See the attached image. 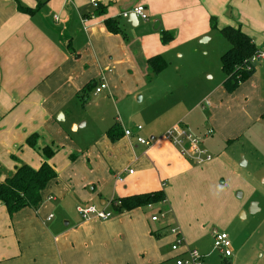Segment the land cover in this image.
<instances>
[{
	"label": "crops",
	"instance_id": "0c3cea01",
	"mask_svg": "<svg viewBox=\"0 0 264 264\" xmlns=\"http://www.w3.org/2000/svg\"><path fill=\"white\" fill-rule=\"evenodd\" d=\"M95 1L96 7L88 0H0V184L21 164L38 170L46 162L41 150L51 145L43 135L45 129L56 130L64 95L86 92L104 50L141 44L147 54L139 73L151 82L163 71L152 75L147 60L172 46L196 43L208 35L212 20L217 29L211 30L217 34L226 27L240 28L258 48L264 45V0ZM137 5L145 7L149 20L133 25L122 13ZM19 7L35 13H22ZM107 20L116 22L124 34L109 32ZM140 22V35L127 27H139ZM164 31L174 34L170 44L161 42ZM206 103L209 106L202 109L212 110L213 104ZM184 110L163 114L157 108L143 115L145 125L116 120L112 126L120 127V137L109 139L111 126L84 156L70 150L61 167L66 175L63 180L57 173V157L48 160L57 179L43 191L38 210L26 208L11 216L0 203V264H177L180 257H186L190 249L182 234L173 237L167 231L172 224L179 225L171 216L175 194L194 187V178L200 175H207L213 185L215 174L219 178L228 173L217 166L219 159L194 165L165 139L167 130L183 124L202 138L210 154L217 149L219 141L214 129L207 128L208 121L190 124L186 121L192 111ZM139 125L143 126L140 133L136 131ZM125 129H132L133 136L126 137ZM209 131L213 134L208 135ZM34 135L38 136L36 148L28 144ZM137 136L151 140L152 146L138 144ZM131 169L133 174H129ZM155 192L165 195L159 208L163 219L151 210L154 206L120 214L111 211L114 201ZM252 201L247 198L241 205ZM91 206L112 212V218L84 220L78 208ZM178 240L182 243L175 252L172 246Z\"/></svg>",
	"mask_w": 264,
	"mask_h": 264
},
{
	"label": "rangeland",
	"instance_id": "374dc122",
	"mask_svg": "<svg viewBox=\"0 0 264 264\" xmlns=\"http://www.w3.org/2000/svg\"><path fill=\"white\" fill-rule=\"evenodd\" d=\"M211 26L210 22V32L196 43L172 46L159 54L167 66L151 82L139 73L147 54L141 44L104 50L89 85L105 83L109 89L100 96L94 95V86L87 87L85 93L64 95L56 130L45 129L43 135L57 151V173L63 180L66 175L61 167L70 150L84 156L116 120L145 125L143 115L149 116L157 108L163 114L192 111L186 122L204 125L208 121L207 128L214 129L219 141L212 158L219 159L217 166L229 177L215 174L214 184L209 185V177L200 175L194 178V187L178 191L171 216L179 225L172 224L168 234H182L185 245L201 256V264H220L225 259L215 249L214 230L229 236L231 264H264V64L258 63L252 77L228 92L222 84L221 57L230 44ZM127 27L140 35L143 22L136 28ZM153 27L154 22L152 31ZM210 36L213 39L206 42ZM157 96L162 99L157 100ZM207 101L213 104L212 110L202 109ZM60 118L63 121H58ZM247 198L253 201L241 205ZM253 203L257 205L254 211ZM160 206L163 204L151 210L161 218Z\"/></svg>",
	"mask_w": 264,
	"mask_h": 264
},
{
	"label": "trees",
	"instance_id": "16d2710c",
	"mask_svg": "<svg viewBox=\"0 0 264 264\" xmlns=\"http://www.w3.org/2000/svg\"><path fill=\"white\" fill-rule=\"evenodd\" d=\"M19 10L31 16L35 13V11L28 8L19 7ZM105 24L109 32L113 34H124L116 22L107 20ZM211 25L212 29H217L214 20H212ZM219 32L230 44L229 50L221 57L222 72L225 77L223 87L228 92H234L242 83L255 74L257 68L256 66L250 67V61L260 48L240 28L226 27ZM174 38L173 33L166 31L161 33V42L163 45L169 44ZM147 65L152 75L160 74L167 66L161 56L148 59ZM91 86L88 85V88H91ZM107 135L111 140L120 137V127L117 125L112 126ZM37 138L38 136L34 135L28 139L30 147L36 148ZM56 152L52 146L44 147L41 153L46 162L38 170H34L26 164H21V166L16 167L14 173H11L0 184V203L5 206L11 216L26 208L33 210L40 208L43 200V191L50 183L57 179L55 169L47 163L48 160L55 156ZM164 202L165 195L163 192L136 195L114 201L111 204V211L120 214L138 208L153 207ZM220 264H231V262L228 258H225Z\"/></svg>",
	"mask_w": 264,
	"mask_h": 264
},
{
	"label": "built area",
	"instance_id": "2783aa9c",
	"mask_svg": "<svg viewBox=\"0 0 264 264\" xmlns=\"http://www.w3.org/2000/svg\"><path fill=\"white\" fill-rule=\"evenodd\" d=\"M95 7L97 2L95 0H88ZM130 15H135L138 20L148 21L149 16L146 13V9L142 5H137L128 11L122 13V17L128 19ZM258 63L264 64V45L255 53L250 61V67L256 66ZM108 86L105 83L97 84L95 87V95L101 94L106 90ZM209 106L208 103H206ZM142 126H137L136 131L140 133L142 131ZM134 131L132 129H125L124 135L128 138L133 136ZM213 131H209L208 135H212ZM165 139L170 142L174 147H176L180 154L187 159H189L196 166H204L212 161L211 154L204 148L202 138L197 135L191 128L183 124H177L166 131L164 135ZM136 141L138 144L150 147L152 146V141L143 138L142 136H137ZM134 171L131 169L129 174H133ZM119 182H123L122 177H118ZM152 207V206H149ZM78 212L84 220H89L91 218H97L102 221H106L112 218L113 213L105 210H99L95 207H79ZM53 216L48 217V221H51ZM158 217H152V221H157ZM178 228H175L174 232H177ZM182 240H178L172 246V250L177 252L181 246ZM215 249L219 251L223 258L232 257L231 242L227 233L216 232L214 236ZM177 264H201V256L197 251H186V257H180Z\"/></svg>",
	"mask_w": 264,
	"mask_h": 264
},
{
	"label": "water",
	"instance_id": "95a60500",
	"mask_svg": "<svg viewBox=\"0 0 264 264\" xmlns=\"http://www.w3.org/2000/svg\"><path fill=\"white\" fill-rule=\"evenodd\" d=\"M129 21H130V23H132L133 25H137L138 22H139V20L136 18L135 15H130V17H129ZM252 206H253V211H254V210L256 209L255 207H256L257 205H256V203H253ZM214 232L216 233L217 230H215Z\"/></svg>",
	"mask_w": 264,
	"mask_h": 264
}]
</instances>
